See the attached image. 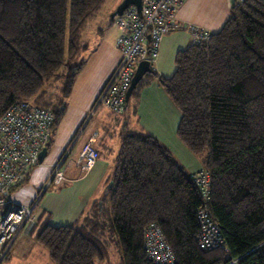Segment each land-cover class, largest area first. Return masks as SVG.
I'll return each instance as SVG.
<instances>
[{
	"label": "trees",
	"instance_id": "1",
	"mask_svg": "<svg viewBox=\"0 0 264 264\" xmlns=\"http://www.w3.org/2000/svg\"><path fill=\"white\" fill-rule=\"evenodd\" d=\"M105 1L0 0V117L27 101L51 112L53 131L85 61L83 32ZM174 66L158 82L180 112L177 138L208 173L207 198L156 138L122 131L100 205L72 224L38 228L35 239L53 264L102 262L108 242L119 264H155L143 247L149 224L173 264H264V0L233 3L222 27L179 50ZM52 79L58 93L46 96ZM201 208L222 247H200Z\"/></svg>",
	"mask_w": 264,
	"mask_h": 264
},
{
	"label": "built area",
	"instance_id": "2",
	"mask_svg": "<svg viewBox=\"0 0 264 264\" xmlns=\"http://www.w3.org/2000/svg\"><path fill=\"white\" fill-rule=\"evenodd\" d=\"M185 0H142L141 10L126 8L114 22L120 29L116 47L119 61L98 94L95 106H105L114 114L124 110L126 92L132 75L141 61L151 65L157 58L161 40L167 33L181 28L177 10ZM240 3L244 0H233ZM181 25V27H180ZM186 28L192 41L209 36L210 31L188 24ZM53 116L50 111L29 102L12 105L0 117V264L8 254L12 243L22 231L34 227V207L18 203L11 197L12 190L22 183L29 172L40 165V152L48 148L52 135ZM95 134L83 144L77 156V164L88 172L98 158L94 147ZM63 159L52 165L42 191L50 184L65 180L61 170ZM201 196L206 199L209 176L205 170L192 174ZM199 245L203 249L222 247L219 228L204 208L197 213ZM143 247L146 256L155 264H173V254L164 241L159 228L149 224L144 231Z\"/></svg>",
	"mask_w": 264,
	"mask_h": 264
},
{
	"label": "crops",
	"instance_id": "3",
	"mask_svg": "<svg viewBox=\"0 0 264 264\" xmlns=\"http://www.w3.org/2000/svg\"><path fill=\"white\" fill-rule=\"evenodd\" d=\"M201 1L202 0H185L177 11L178 21L181 23V25H183L182 27L180 25L181 28L178 30L182 31L175 32V30L163 36L159 47V55L152 63L155 66V68H153L155 75L151 76H154V78L157 79V82L156 80L155 82L158 83V85V77H169L171 74V69L174 71L175 66L172 67V63L174 64L176 53L192 43L191 35L186 28V25L194 24L210 31V33H214L217 32L224 24L222 22V18L220 17L219 20L216 21L217 15L215 14L213 16L211 15L212 17H204L202 6H200ZM111 15L108 22H105L96 29V34L98 36L96 47L91 51L89 57L87 58V62L94 58V60H96L97 57L101 58V61L95 71L96 77L93 78L92 97L95 96L100 87L103 88L102 85H105L109 75H111L115 69L120 58V52L116 47V39L118 34L116 35V33L113 31V23L115 20L112 19L113 16ZM85 62L86 60L80 68V71L76 74V78H80V76L85 74L84 70L88 68V63L85 64ZM84 65H86L85 69ZM149 80H153V85L157 87V85L154 83V79ZM85 82L87 83L86 80ZM143 82L144 80L142 83ZM142 86L143 84L140 86V88ZM138 90L136 94L132 96L134 97V100H130V98H128L121 114H114L110 109L102 106L97 119V128L86 132L84 141L79 145L77 153H79L80 149L88 140V138L95 134L94 147L98 151V158L93 167L88 172L82 171L80 165L77 164V154L75 159V167L72 165H66L64 172L62 171L65 177L64 183L67 181L82 182L85 180L83 187L85 184H87V186L84 189H80L75 201L70 205L67 211H65L64 208L61 209L63 210L61 216L64 213V222L66 223L61 225L72 224L80 217H83V215L86 214L88 210H90L91 206L95 202L98 204L99 202L101 203V198L103 195H105L110 185V177L116 162H114V158L116 157L119 150L120 137L123 133L122 131L136 134L146 133L153 136L160 144L164 145L169 150L174 161L189 174L202 170V163L199 157H193L192 153L181 143V141H179L176 136V128L180 118L179 110L171 103L170 99L166 97L167 95L165 96L162 92H160V90L159 94L156 93V95L153 97L150 96L149 93H146L147 91L143 89L139 92ZM148 96L151 100L148 99L147 101ZM129 105H131V108L128 107ZM97 107H94V110H96ZM129 108L132 112L131 117H129V114H127V109ZM107 116L109 118H107ZM115 118L117 120H114ZM115 122H117V125ZM53 137L54 132L52 131L48 148L51 147ZM74 145L75 144L70 147V151L74 149ZM171 147L176 149V153H179V155L175 154ZM101 155L104 157V159H101ZM110 157H113L111 163L107 160L110 159ZM64 162L65 158H63L62 165ZM77 167H79V169ZM23 235L33 236L34 234L32 235L25 233ZM33 239L36 241L35 236H33ZM14 243L15 241L12 243V245ZM12 245L9 251L11 250Z\"/></svg>",
	"mask_w": 264,
	"mask_h": 264
},
{
	"label": "rangeland",
	"instance_id": "4",
	"mask_svg": "<svg viewBox=\"0 0 264 264\" xmlns=\"http://www.w3.org/2000/svg\"><path fill=\"white\" fill-rule=\"evenodd\" d=\"M121 1L122 0H106L99 13L87 24L83 32L82 38L88 46L87 50L81 56L86 60L85 64L88 63V68L85 69L86 65H84L85 74L80 76V78H76L77 76L74 77L71 92L62 98V102L64 103L63 113L59 116L57 122L54 125V137L51 147L47 149V155L40 165L34 167L27 179L16 186L11 192V197L18 203L30 205V203L36 201V207L34 209L33 215L35 217L36 223L34 227L30 228L29 230L22 231L19 234L15 240V243L12 245L11 250L1 264H53L48 256L47 250L37 243L33 239V236L36 235L38 228L43 222L53 225L66 224L64 222V213L61 216V213L63 212L61 209L64 208V210L67 211L70 205L75 201L80 189H84L87 184H85L83 187L85 180L82 182L67 181L65 183L64 180L58 184H50L44 191H42V189L44 187L45 181L49 177L51 170L50 168L52 165L65 158V162L61 167L63 172L66 168V165H72L75 167V159L78 154L77 149L81 142L84 141L86 132L95 129L98 126L97 119L102 106L99 105V107L94 110L93 105L102 87H100L95 96L92 97V84L93 78L96 77L95 71L101 61V58L97 57L96 60H94V58L89 62H87V58L89 57L91 51L96 47V41L98 40L96 29L110 20V15ZM200 6H202L204 17H212L215 14L217 15L216 21H218L220 17L224 23V21L228 18L227 16L230 14L231 0H202ZM116 18L117 17L115 15L112 19L116 20ZM113 29L116 35H119L120 29L114 23ZM178 31L182 30H176L175 32ZM172 67H174L173 63ZM150 68L153 71L155 66L152 64ZM172 71L173 69H171V74ZM171 74L169 76H171ZM149 79H154V83L157 85V87L153 85V80ZM155 80L157 82V79L154 78V76H146L144 78V82L141 83L143 86L141 88H137L139 89L138 92L143 89L147 91L146 93H149L150 96L153 97L156 95V93L159 94L160 90V92L166 96L161 85L159 84V86ZM59 83L60 81L58 79L50 80V82H48L45 86V89L47 90L46 96L49 94L51 96H56L58 93L56 87L60 86ZM148 99L151 100L149 96L147 101ZM130 100H134V97H130ZM130 106L131 105L128 107ZM130 108L127 109V114H129V117L132 115ZM107 118L109 117L107 116ZM114 120L117 119L115 118ZM115 124L117 125V122H115ZM73 144H75L74 149L70 151V147ZM172 150L175 154L179 155V153H176V149L172 148ZM192 155L193 157H196V155ZM112 158L113 157H110V159L107 160L111 163ZM101 159H104L102 155ZM199 159L201 161V157H199ZM115 161L116 157L114 158V162ZM77 168L79 169V167ZM25 233L34 235L24 236L23 234ZM108 243L107 257L102 262H98L96 264H119L118 253L114 247V244L112 242Z\"/></svg>",
	"mask_w": 264,
	"mask_h": 264
},
{
	"label": "water",
	"instance_id": "5",
	"mask_svg": "<svg viewBox=\"0 0 264 264\" xmlns=\"http://www.w3.org/2000/svg\"><path fill=\"white\" fill-rule=\"evenodd\" d=\"M234 3L233 0H231V5ZM142 0H122L116 9L113 11L111 16L120 15L122 14L123 10L126 9L129 6H134L137 11L141 10ZM152 70L150 68V64L148 61L144 60L138 63L136 66V69L132 75L130 86L126 92L125 101H127V98L130 96L132 91L135 89L137 83L140 81V79L146 74L150 73ZM47 155V148H44L39 155L38 161L41 163L45 156ZM112 181H110V184ZM100 205V202H99Z\"/></svg>",
	"mask_w": 264,
	"mask_h": 264
}]
</instances>
